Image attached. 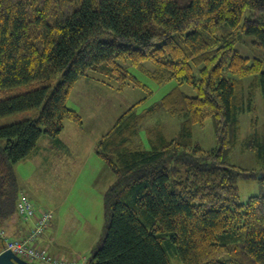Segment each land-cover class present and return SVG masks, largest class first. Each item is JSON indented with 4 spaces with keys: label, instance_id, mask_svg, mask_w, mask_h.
I'll return each mask as SVG.
<instances>
[{
    "label": "trees",
    "instance_id": "obj_1",
    "mask_svg": "<svg viewBox=\"0 0 264 264\" xmlns=\"http://www.w3.org/2000/svg\"><path fill=\"white\" fill-rule=\"evenodd\" d=\"M84 76L149 97L143 77L177 83L96 144L114 180L85 264H171V253L184 264H264V193L243 201L238 186L242 177L264 185V0H0V90L20 89L0 98V119L29 112L0 126V229L19 218L16 166L46 138L58 150L66 125L83 124L68 101ZM160 109L183 118L179 132L159 129L150 147H135ZM209 118L218 146L205 149L193 126ZM237 148L257 167L231 163Z\"/></svg>",
    "mask_w": 264,
    "mask_h": 264
},
{
    "label": "rangeland",
    "instance_id": "obj_2",
    "mask_svg": "<svg viewBox=\"0 0 264 264\" xmlns=\"http://www.w3.org/2000/svg\"><path fill=\"white\" fill-rule=\"evenodd\" d=\"M92 74L94 77L107 79L100 73L95 72ZM93 76L82 77L69 98V108L79 113L83 124L81 126L74 124L77 130L75 134L73 133L72 126L70 124L66 125V147L68 151L64 150L63 147H59V153H52V167L55 170H52L51 173H47L43 165H40L38 171H36V177L38 178L36 185L39 186L37 191L46 201V207L39 208L29 196L25 195L24 190L22 191L24 193L22 196H25L31 202L29 204H31L32 209L35 211V215L29 218L19 209V217L21 216L23 220L36 219L34 226L30 230L38 235L36 245L43 250L41 251L42 257L48 256L50 263H52L51 259L64 264L86 262L103 234L106 221L104 208H102L103 192L114 180V175L108 168L107 163L96 153L98 141L136 103L138 106L135 109L138 113H141L158 103L177 84L175 81H170L157 85L149 78L143 77L153 89V94L149 97L142 88L129 85L123 89H117L106 84V82L97 80ZM183 89L190 95L195 93V90L191 86L185 85ZM19 90H0V98L14 95ZM28 115L29 112H23L1 118L0 126L10 124ZM182 124V117L173 116L163 109L156 110L153 115L144 118L139 134L134 141L135 147H150L148 139L159 129L168 137H174L179 132ZM248 131L249 124L247 118L244 117L243 132L247 134ZM193 139L205 149H212L218 146L212 119H207L204 125L197 124L193 126ZM230 161L233 164L248 169H253L258 165L256 155L252 151L242 150V148H237L233 151L230 155ZM54 174L62 175L64 178H54ZM238 186L243 201H247L254 194L264 193V185L257 178L242 177L238 181ZM20 200L18 208L21 203L22 209L24 198ZM61 200H64V202ZM99 201L101 206H98ZM60 203H62L63 208L61 211L63 222L68 218L69 214L75 215V217L69 219V222L67 221L64 224L63 239L74 243V247L79 250H86V254L84 253V255L77 259L57 256L52 254V251L47 247L39 244V238H41L47 228H50L54 221L52 218L46 224L42 233H38L37 226L41 214L49 209L51 210V208L54 210ZM87 222H92V225L88 227ZM6 237L7 239L5 240L13 238L9 237V239L8 236ZM169 258L171 264H184L175 253H171ZM38 263L43 262L38 261Z\"/></svg>",
    "mask_w": 264,
    "mask_h": 264
},
{
    "label": "crops",
    "instance_id": "obj_3",
    "mask_svg": "<svg viewBox=\"0 0 264 264\" xmlns=\"http://www.w3.org/2000/svg\"><path fill=\"white\" fill-rule=\"evenodd\" d=\"M73 133L75 134L77 130L75 129V125H72ZM66 129L62 132L60 139L62 140V146L64 150L68 151L66 147ZM44 148H41L39 151L35 152L33 155L29 156L24 161L20 162L16 166L17 174L19 176L20 184H21V195L26 193L25 195L29 196L32 201L36 203V205L41 207H46V201L39 195L37 189L39 186L36 185V181L38 178L36 177V171H38V167L43 165L47 171V173H51L52 170H55L52 167L53 154L59 153V149H55L48 138L43 141ZM38 173V172H37ZM54 178H64L62 175L54 174ZM65 183V182H63ZM24 190V193L22 192ZM62 201V200H61ZM64 202V200L62 201ZM41 203V204H40ZM45 203V204H42ZM100 201H99V205ZM50 208V207H48ZM102 208H104V204L102 201ZM60 209V210H59ZM62 203L58 204L54 210V218L53 223L50 228H47L45 233L39 238V244L47 247L52 254L59 256H66L72 259H77L86 254V250H79L75 248V244L66 241L63 239L62 234H64L63 227L66 222H69L71 217H75L74 214H69L68 218L63 222L61 211H62ZM50 210V209H49ZM36 219H28L23 220L21 217L14 220L11 224H9L7 230V234L10 237H22L30 232L31 228L34 226ZM88 227L92 225V222H87ZM49 227V226H48Z\"/></svg>",
    "mask_w": 264,
    "mask_h": 264
},
{
    "label": "built area",
    "instance_id": "obj_4",
    "mask_svg": "<svg viewBox=\"0 0 264 264\" xmlns=\"http://www.w3.org/2000/svg\"><path fill=\"white\" fill-rule=\"evenodd\" d=\"M21 198H24V204L23 208L21 209V203L19 205V209L29 218L30 216L35 215V211L32 209L31 203L25 196H22ZM33 217V216H32ZM53 218V213H48V212H43L41 214V217L38 220V233H42L44 227L50 220ZM10 237L5 229H0V243L5 249H11L14 253L17 255L28 259L30 261H40L43 262V264H64L62 262H59L57 260L52 261V263L49 262L48 256L42 257L41 250L37 245H36V240L38 235L33 231H31L28 235L25 237L23 236L20 238H12L10 240H5ZM5 240V241H4ZM46 262V263H45ZM73 264V263H71ZM84 264V262L80 263Z\"/></svg>",
    "mask_w": 264,
    "mask_h": 264
},
{
    "label": "water",
    "instance_id": "obj_5",
    "mask_svg": "<svg viewBox=\"0 0 264 264\" xmlns=\"http://www.w3.org/2000/svg\"><path fill=\"white\" fill-rule=\"evenodd\" d=\"M262 178V175H259ZM0 264H36L31 261L25 260L15 254L11 249H5L0 253Z\"/></svg>",
    "mask_w": 264,
    "mask_h": 264
},
{
    "label": "bare ground",
    "instance_id": "obj_6",
    "mask_svg": "<svg viewBox=\"0 0 264 264\" xmlns=\"http://www.w3.org/2000/svg\"><path fill=\"white\" fill-rule=\"evenodd\" d=\"M19 202H21V200H19ZM18 212H19V208H18ZM46 212H48V213H54L52 210H47ZM32 216H34V215H32ZM32 216H30V217H32ZM3 251H5V248L1 245L0 246V253L3 252Z\"/></svg>",
    "mask_w": 264,
    "mask_h": 264
}]
</instances>
